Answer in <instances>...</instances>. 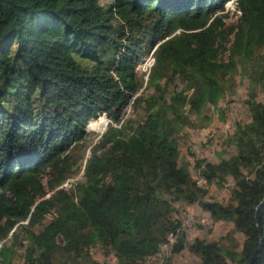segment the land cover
Listing matches in <instances>:
<instances>
[{
    "label": "trees",
    "instance_id": "obj_1",
    "mask_svg": "<svg viewBox=\"0 0 264 264\" xmlns=\"http://www.w3.org/2000/svg\"><path fill=\"white\" fill-rule=\"evenodd\" d=\"M227 1L0 0V264L20 235L23 264H96L95 246L142 264L176 233L175 201L242 237L193 241L199 264H264V101L254 95L264 94V0H234V22ZM150 54L145 81L136 68ZM237 66L249 119L227 140L235 153L194 162L208 184L233 186L228 202L204 201L176 135L216 105ZM129 105L143 113L135 125L122 121ZM100 115L110 123L89 143L85 125ZM181 247L180 235L171 252Z\"/></svg>",
    "mask_w": 264,
    "mask_h": 264
},
{
    "label": "rangeland",
    "instance_id": "obj_2",
    "mask_svg": "<svg viewBox=\"0 0 264 264\" xmlns=\"http://www.w3.org/2000/svg\"><path fill=\"white\" fill-rule=\"evenodd\" d=\"M108 0H101V3ZM224 10L228 15V22H234L238 15L234 0H229L224 4ZM151 54L143 63L137 66V75L145 79L147 66L151 62ZM146 81V80H145ZM177 88L182 89L183 85L176 80ZM249 90L248 78L245 76L241 66H237L231 74L229 82L224 87L223 96L217 101L216 105H206L198 114H189L188 119L191 122L189 126H183L177 133L178 142V163L184 165L191 178L199 188H204L207 193L203 197L204 201H216L226 203L230 198V191L233 186L231 178L227 177L221 184L205 182L199 177L194 168L196 160H204L210 163H217L220 159H226L235 153L234 147L227 143V140L233 135L235 126L248 121V112L244 103ZM148 92L146 88H141L137 95H145ZM255 99L264 101V94L257 88L255 89ZM125 116V117H124ZM142 110L133 108L129 105L123 113L122 121H130L133 125L142 120ZM98 118L104 120V125L100 126ZM90 122V123H89ZM85 125V132L88 134V142H94L107 129L110 123L104 115L90 120ZM94 122V123H93ZM93 124L95 128L91 127ZM89 126V127H88ZM88 146H84L81 151L85 159L89 155ZM80 170L74 178L62 183V187L69 188L75 180L81 179ZM66 185V186H65ZM169 220L177 224L176 233H172L167 238V243L162 244L158 253L148 258L142 264H199V259L189 249L193 241L205 240L216 241L226 235H230L238 245L242 237L233 232L232 225L225 221L213 222L208 214L200 209L198 203L185 205L181 201H175L171 205ZM49 218V215L46 219ZM182 237V247L179 251L172 253L173 244L177 243L178 236ZM21 235L17 239L16 254L10 264H23V252L21 244ZM11 236L7 237L6 245H9ZM226 245H231L230 240H224ZM239 249V247H235ZM89 256L96 264H118L112 254L105 253L100 247L95 246L90 249ZM227 264H235L227 260Z\"/></svg>",
    "mask_w": 264,
    "mask_h": 264
},
{
    "label": "bare ground",
    "instance_id": "obj_3",
    "mask_svg": "<svg viewBox=\"0 0 264 264\" xmlns=\"http://www.w3.org/2000/svg\"><path fill=\"white\" fill-rule=\"evenodd\" d=\"M238 12V11H237ZM150 60H151V62L148 64V66H147V68H148V70H147V72H146V75H145V80H146V78H147V73L149 72V70H150V68H151V65H152V61H153V59L152 58H150ZM125 117V116H124ZM122 122V121H121ZM119 126V125H118ZM66 186V185H65Z\"/></svg>",
    "mask_w": 264,
    "mask_h": 264
},
{
    "label": "built area",
    "instance_id": "obj_4",
    "mask_svg": "<svg viewBox=\"0 0 264 264\" xmlns=\"http://www.w3.org/2000/svg\"><path fill=\"white\" fill-rule=\"evenodd\" d=\"M148 58V57H147ZM143 63V62H142Z\"/></svg>",
    "mask_w": 264,
    "mask_h": 264
}]
</instances>
